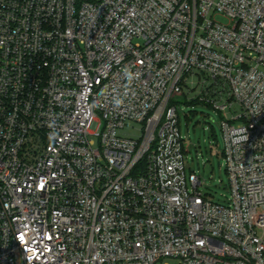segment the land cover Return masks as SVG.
Masks as SVG:
<instances>
[{
  "label": "built area",
  "instance_id": "2783aa9c",
  "mask_svg": "<svg viewBox=\"0 0 264 264\" xmlns=\"http://www.w3.org/2000/svg\"><path fill=\"white\" fill-rule=\"evenodd\" d=\"M183 97L221 115L226 203ZM0 264H264V0H0Z\"/></svg>",
  "mask_w": 264,
  "mask_h": 264
},
{
  "label": "rangeland",
  "instance_id": "374dc122",
  "mask_svg": "<svg viewBox=\"0 0 264 264\" xmlns=\"http://www.w3.org/2000/svg\"><path fill=\"white\" fill-rule=\"evenodd\" d=\"M216 19L228 22V19L221 15H217ZM177 107L181 133L187 144L185 154L187 174L195 172L201 180L199 190L215 202L226 203L227 197L230 196V181L223 153L224 140L220 113L205 103H187L185 97L178 100ZM140 127L139 124H130L123 129V132L139 137ZM197 128L200 134L196 141Z\"/></svg>",
  "mask_w": 264,
  "mask_h": 264
},
{
  "label": "water",
  "instance_id": "95a60500",
  "mask_svg": "<svg viewBox=\"0 0 264 264\" xmlns=\"http://www.w3.org/2000/svg\"><path fill=\"white\" fill-rule=\"evenodd\" d=\"M200 130L199 128L196 129V141L199 139Z\"/></svg>",
  "mask_w": 264,
  "mask_h": 264
},
{
  "label": "trees",
  "instance_id": "16d2710c",
  "mask_svg": "<svg viewBox=\"0 0 264 264\" xmlns=\"http://www.w3.org/2000/svg\"><path fill=\"white\" fill-rule=\"evenodd\" d=\"M193 102L196 103L197 101H192V103H193Z\"/></svg>",
  "mask_w": 264,
  "mask_h": 264
}]
</instances>
